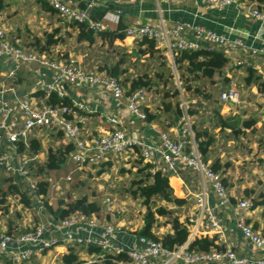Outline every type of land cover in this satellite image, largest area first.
<instances>
[{
  "label": "built area",
  "instance_id": "1",
  "mask_svg": "<svg viewBox=\"0 0 264 264\" xmlns=\"http://www.w3.org/2000/svg\"><path fill=\"white\" fill-rule=\"evenodd\" d=\"M40 1L49 3L69 22L87 23L94 30L103 31L108 30V26L95 20L93 13L103 4H118L126 0H87L85 9L82 10L70 7L66 0ZM205 1L216 8H225L236 2V0ZM241 5L250 16L264 22V12L258 9L257 3ZM106 18L114 20L109 14ZM185 30L184 25H179L172 33H168L153 25L145 24L127 29L126 34L137 41L145 38L155 40L172 59L173 67L174 56L179 52L229 46L225 37L204 29L196 31L195 40L186 39L182 36ZM9 36V28L0 21V63L14 65L15 70L21 66L33 65L46 68L50 71L51 80L47 84L43 82L39 84L43 85L40 89L45 90L48 95L57 92L60 97H64L68 96L66 92L68 88L88 86L100 91L104 101L107 100V96H111L119 104L125 101L128 114L137 122L148 124L145 107L150 96L145 90H137L127 97L122 84L108 77L106 73L86 71L72 56L65 60L60 57L52 59L46 53L41 54L17 47L10 41ZM203 43H207L206 46ZM10 74L13 72L11 71ZM179 88L182 92L181 108L185 111V116L175 125L176 131H171L167 121L164 131L160 132L157 139L144 138L141 134L125 128L122 120L115 115H106L104 121L109 130L96 134L87 127L89 112L83 104L74 103L73 108L51 106L45 104L44 100L28 97L12 102L6 96L9 89H0V170L7 178H14L15 183L20 181V184H23L24 191L34 201L36 205L34 209L40 217L37 224L29 225L25 232L12 234H8L7 231L1 232L0 255L5 256L13 264H23L60 243L70 246L84 245L87 248L96 244L101 246L105 254L126 253L130 262L119 264H264V231L249 223L245 214L253 210V202L247 198L233 200L221 175L212 172L209 163L203 162L195 142L191 117L187 113L190 103L184 99V89L180 83ZM220 99L224 103H238L240 96L234 89H229L221 94ZM56 131H62L66 142L74 146L68 158V163L74 166L73 171L59 178L53 185L49 178L52 188L58 191L63 190L62 182L65 185L73 183L75 171L100 167L124 156V159L131 158L134 161L140 157L144 164L152 167L153 172L161 170L170 178L184 170L205 176L210 182L211 190L203 187L196 194H191L194 208L180 217V221L189 230L185 244L174 250H168L162 243L138 238L135 235L134 245L130 248L116 244L114 240L116 233L127 227V225L118 226L116 220L121 217L129 218L131 210L128 203L119 200L117 193H108L104 196L102 204L99 205V213L91 216L76 212L63 220H57L50 215L44 203L45 197L36 194L37 183L41 176H36L35 170L31 168V163H36L35 168L41 163L38 159L43 153L31 155L27 144L33 137L40 138L44 144ZM20 143L27 146L26 151L19 150ZM7 198L12 202L13 209L14 207L17 211L23 209V204L18 202V194L9 195ZM231 219L234 220L235 227L240 231L248 250L242 247V250L238 251L231 242L228 230V221ZM134 220L135 223L131 219L130 224L136 232L144 222L142 217ZM97 228H102L103 231L94 240L89 236H80V231ZM201 237L214 240L215 244L223 249L212 248L209 252L191 251L189 247L192 242ZM100 258L102 259L103 255H96L81 264H92L100 261Z\"/></svg>",
  "mask_w": 264,
  "mask_h": 264
},
{
  "label": "crops",
  "instance_id": "2",
  "mask_svg": "<svg viewBox=\"0 0 264 264\" xmlns=\"http://www.w3.org/2000/svg\"><path fill=\"white\" fill-rule=\"evenodd\" d=\"M258 1L261 0H236L234 4L225 8H216L207 4L205 0H126L118 4H103L93 13L95 20L103 22L105 26H108V30L116 32L126 33V30L131 27L150 24L160 30L172 33L179 25H184L186 30L182 36L186 39L195 40L196 31L204 29L228 40V47L216 48L221 49V51L226 50L229 59L227 67L221 76L214 79V85L205 84L207 92L212 94L213 99L193 97L187 102L192 104L193 109L199 110V114L192 117L194 121L196 120L195 125L200 129L208 130L215 137V142L209 152V165L216 160H220L222 164H230V168L224 176L228 179V190L235 201L246 198L258 199L264 194V179H261V176L255 177L256 179L253 177V174L261 173L257 166L260 165L264 168V22L250 16L241 5L242 3L259 4ZM66 2L70 7L82 10L85 9L87 0H66ZM107 14L114 17V20L106 18ZM0 21L9 28L11 40L26 50H37L34 46H28L33 38L43 40L45 33L54 29H61V34L65 36L66 40L51 48L55 52L54 55L52 54V59L58 57L56 56L57 52L65 51L68 52L69 56H75L86 71L93 72L90 68L91 63H93L96 65L93 67L94 69L99 68L95 72L100 74L105 73L102 69L106 63L111 65L110 61H102L99 64L96 58L92 57V50H99L103 44L101 40L97 39L93 45L88 42L79 43L77 41L78 31L71 27V22L62 19L58 13L53 14L46 11L43 3L38 2V0H0ZM119 44L122 45L121 54L129 55L135 61L134 63L128 61L123 65V68L129 67L131 73H137L134 66L137 62L139 64V60L141 63H151L152 66L154 65L153 67H157V61L151 62L146 57H138V48L132 37H128L123 44ZM206 44L203 43L205 46ZM105 47L107 48V45ZM159 48L164 51L169 65L173 67L172 59L168 57L165 49L160 45ZM72 50H84V54L77 56L76 53H72ZM48 56L50 57V55ZM85 62L90 63L85 64ZM9 66V64L0 63V89H9L6 96L12 102L24 97L37 100L38 98L34 94L43 86L39 82L44 84L45 74L48 75L47 82L51 80L50 71L47 72L38 65L21 66L17 70L9 68ZM11 71L13 74H10ZM224 78L230 80L228 84L223 83ZM229 89H234L239 93L240 101L238 103L221 101V94ZM66 92L73 103L86 106L89 112L87 114L89 118L87 127L96 134L106 131L108 127L104 121L106 115H115L122 120L125 128L141 134L144 138L157 139L160 132L165 129L166 120L171 119L170 115L164 118L162 114H159L152 123L142 124L128 114L125 101L122 104L116 103L111 96H107V100L104 101L100 96L101 93L98 94L95 89L89 87L76 86L68 88ZM147 107L151 111H155L149 101ZM217 114H220L224 119H231L235 124V129L230 127L221 131ZM203 115L205 116L204 120L201 118ZM164 120L165 126L163 125ZM247 121L256 123L253 127L247 128L244 125ZM171 131H176L175 125L171 126ZM68 165L65 173L61 170L55 171L52 172L53 176H57L58 180L67 176L74 167ZM104 167L106 164L102 165V168ZM244 167L251 170L253 174L250 175L247 170L244 171ZM78 172L75 171L74 175H77ZM60 173H63V176ZM6 178L4 174H0V187L2 189L7 185ZM173 181L176 184H173ZM170 183L174 188L175 196L186 201L184 208L187 210L194 208V199L191 194H196L203 187L211 190L210 182L205 176L190 170L181 171L178 175L171 177ZM260 187H263L261 191H259ZM249 194L250 198L247 196ZM52 196L53 194L48 195V199H52ZM49 203L52 205L50 201ZM7 204L10 205L9 209L6 211L0 209V216L4 212L6 214L14 212L12 202L8 198ZM35 206L33 201L31 211ZM27 208L29 210V207ZM245 214L249 223L264 231V205ZM33 216L39 218L36 213ZM130 221V217L129 219L127 217L122 219L121 217L116 220L118 226L127 225L116 233L114 239L116 244L125 248L132 247L135 242L134 227ZM132 222L135 223V220ZM11 227L14 226H6L0 221V233L12 230ZM228 230L236 250L241 251L242 247L248 250L240 231L235 227L233 219L228 221ZM13 231L14 233L21 232L20 228ZM25 231L26 228L24 227ZM102 231V228L86 229V231H80V236H89L94 240L101 235ZM70 247V245L63 243L57 244L47 249L42 255L23 264H64L62 257L69 253ZM86 249L87 247L84 245L78 246L77 250L81 260L89 261L96 257V255L87 254ZM0 264L13 263L5 256L0 255Z\"/></svg>",
  "mask_w": 264,
  "mask_h": 264
},
{
  "label": "trees",
  "instance_id": "3",
  "mask_svg": "<svg viewBox=\"0 0 264 264\" xmlns=\"http://www.w3.org/2000/svg\"><path fill=\"white\" fill-rule=\"evenodd\" d=\"M43 3L46 11L53 14L58 13L49 3L40 1ZM259 2V1H258ZM258 9L264 12V0H261L258 4ZM59 14V13H58ZM60 15V14H59ZM63 19V18H62ZM71 27L78 31L77 41L79 43L88 42L90 45L96 43L97 39L101 40L103 44L100 47H105L112 52L120 54L118 62L111 64L106 63L104 69H102L108 77L119 81L125 89V95L131 96L137 90H145L149 94L153 89L160 91L163 89V109L156 112L151 111L148 107H145L147 114L146 123H152L159 114H162L164 118L168 115L171 116L169 122L170 126L177 125L185 116V111L181 108V89L174 81L180 83L184 89L183 93H192L193 97H202L208 100H212V94L207 92L206 85L210 83L215 84V78L221 76L223 71L229 63V59L224 51L218 49H206L202 48L194 51H182L174 56V67L169 65L168 58L163 50L159 48V45L155 40L145 38L142 41L134 40L138 48V57L152 61H157V67H153L151 63H141L139 60V68L136 67V74L130 72L129 67L123 68V65L130 61L134 63L132 57L122 53V45L129 37L126 33L116 32L112 30L96 31L87 23L71 21ZM61 29H54L51 32L44 34L43 40L39 38H33L32 42L28 46L36 47V51L39 53H46L52 57L55 53L51 50L52 47L57 46L62 41H65L61 34ZM10 37V36H9ZM130 38V37H129ZM10 41L17 47H21L15 41ZM54 55V54H53ZM56 55V54H55ZM58 57L63 60L69 58L68 52H57ZM129 58H128V57ZM54 59V58H53ZM148 60V61H149ZM130 63V64H131ZM132 66V64H131ZM133 67V66H132ZM135 68V67H134ZM152 69V70H151ZM229 79L224 78L223 83L228 84ZM39 100H44V103L51 106H64L74 107V103L69 96L60 97L57 92H52L50 95L45 90H38L34 94ZM173 99H180V102L173 104ZM198 102V107H199ZM190 104L187 113L190 117H194L199 114V110L193 109ZM221 131L227 128H234L231 119H224L220 114H217ZM256 122L247 121L245 127L251 128ZM165 126V120L163 122ZM163 128V126H161ZM193 131L195 134V142L198 146L202 160L205 163H209V152L211 146L215 142V137L206 129H200L195 124L193 125ZM109 130V127L106 128ZM50 139L57 141V147L51 146L46 154V161L43 164L31 163V168L35 170L36 176H41L40 181L37 183L36 194L43 195L46 209L50 215L57 220H63L76 212H82L87 216L99 213L100 207L97 201L91 200L88 196L76 198L71 202L63 199L60 205L54 208L50 205L48 200V194L50 191L49 174L55 171H60L68 163V158L71 152L74 150L72 144H68L65 140V135L62 131H56L50 135ZM43 142L40 138L33 137L29 140L27 146L31 155H40L43 153ZM24 143L19 144V150L26 151L27 147ZM138 149L136 148L135 151ZM135 164L132 170L135 168V178L131 181L129 190L133 198L140 200L142 206L145 208L143 215V226L134 232V235L138 238H146L154 242L162 243L168 250H174L188 240L189 230L188 227L180 221V215L177 213L180 210H185L186 201L179 199L175 196L174 188L171 186L170 177L165 175L161 170H151L150 165L144 164L142 158L134 161ZM106 166L109 165L105 163ZM105 168V167H104ZM230 168V164H222L220 160H216L210 164V169L216 174H220L225 187L228 189L229 182L224 176L227 170ZM5 182L8 184L7 191L0 187V205H4L5 211L9 209L10 205L7 204V197L11 194L22 195L21 203L27 207H33V201L31 197L24 191L23 184L20 181L15 183L14 178H6ZM173 184H176L173 181ZM21 188L23 189L21 191ZM24 191V192H23ZM181 196V195H180ZM250 198V194L247 195ZM253 202V209L264 205V194L258 197L257 200L251 199ZM163 203L161 206H157L156 202ZM172 204L173 207L167 206ZM7 204V205H6ZM1 209V208H0ZM160 217L167 218V224L170 226V231L164 234H160L161 225L159 223ZM12 230L8 231V234H12ZM79 245H73L69 248V253L62 257L64 264H81L84 260H81L78 249ZM212 248L223 249L215 244V241L207 237L196 238L189 249L197 252H209ZM86 253L89 255H103V258L98 262L92 264H119L128 263L130 259L126 253H109L105 254L101 248L96 244L88 246Z\"/></svg>",
  "mask_w": 264,
  "mask_h": 264
},
{
  "label": "rangeland",
  "instance_id": "4",
  "mask_svg": "<svg viewBox=\"0 0 264 264\" xmlns=\"http://www.w3.org/2000/svg\"><path fill=\"white\" fill-rule=\"evenodd\" d=\"M82 51V52H80ZM89 51V50H87ZM72 53H76L77 56H79L80 54L83 55L84 54V50H72ZM120 54H117L115 52H112V50H109L106 47H100L99 50H92V57H95L96 60L99 62V64H101L100 62L102 61H110L109 63L111 64H115L116 62H118L120 56ZM73 58H75V56H73ZM49 59V58H48ZM77 61L78 59L75 58ZM50 60V59H49ZM79 64H81L78 61ZM86 63H90V62H85ZM138 65V62L136 63V67ZM96 65H93V63H91V70L93 72L96 71V69L98 70L99 68L94 69L93 67ZM99 66V65H97ZM9 68H14V65H10ZM139 68V66H138ZM84 69V68H83ZM45 71L48 72V70L46 68H44ZM152 70V69H151ZM138 71V70H137ZM43 75V74H42ZM44 76V75H43ZM46 79H44V84H47V78L48 75L44 76ZM176 83V85H178L179 88V82L174 81ZM88 87V86H87ZM90 88V87H89ZM96 93H101L98 90H95ZM164 90L160 89V91H156V89H153L151 91L150 95V100L149 103H151L153 105L154 108V112H156L157 110H162L164 105H163V95H164ZM182 97V96H181ZM180 97V99H181ZM184 99L186 101L191 100L193 98L192 93H184L183 95ZM180 99H173V104H176L177 102H180ZM205 116L203 115V117L201 116V118L204 120ZM193 121V122H192ZM191 122L192 125L196 124V120L194 121V119L191 117ZM57 141H54L53 139H50L49 141L45 142L43 145V155L40 157V159H38L41 163L39 164H43L46 161V154L48 149L51 146H55L57 147ZM125 156L123 158H117L114 160V162H109V165L106 166L105 168L101 167H96L93 169H88V170H83V171H79L77 173V175L75 176V178L73 179V183L69 184V185H65L63 182L61 183V186L64 187L63 191H58L56 188H52V186L50 187V194H53L52 199H48L52 206L54 208H56L59 205V202L61 200H63L64 198L68 201L71 202L72 200H75L76 198H81L83 196H90L91 198H93L92 200L97 201L99 203V205L102 204V201L104 199V196H106L108 193H117L119 195V200L121 202H126L128 203V207H130V219L134 220V219H138V217H142L143 218V214L145 211V208L142 206L141 201L137 200L135 198H133L132 194L130 193V191H128L129 186L131 181L135 178V170H132L131 168L134 167L133 164H135L134 160L131 158H127L124 159ZM258 161V160H257ZM69 165L66 164L63 168V170H61V172L65 173L66 172V168ZM71 167H73V165L70 164ZM246 167V166H245ZM244 167V168H245ZM243 170H247L246 168ZM257 168L259 170H261V173H257L256 175H254L251 170H247V172H249L250 175L253 174L254 179H256L257 177L261 176V179H264V168L263 166H257ZM261 168V169H260ZM74 169V167H73ZM72 169V171H73ZM254 169V167H253ZM63 173H60L63 176ZM252 173V174H251ZM0 174H3L2 171L0 170ZM52 174V173H51ZM49 174V178H51V184L53 185V183H55L58 178L57 176H53V174L51 175ZM60 177V176H58ZM256 177V178H255ZM263 182V181H262ZM8 189V184L4 186L5 191H7ZM263 189V187L259 188V191H261ZM23 189L21 188V191ZM65 190V192H64ZM24 192V191H23ZM19 193V192H18ZM17 193V194H18ZM11 195H15V194H11ZM21 198L22 195H19V199L18 202H21ZM253 200H257V199H253ZM121 203V204H123ZM120 204V203H119ZM163 203L156 202L157 206H161ZM167 206L169 207H173V205L167 204ZM6 207V206H5ZM5 207L4 205H0L1 210L5 211ZM23 208L22 211H17L16 208L14 207V212L12 214H6L4 212V214H1L0 216V221L3 222L4 224H6V226H14L11 227L12 230L16 229V228H20V231H24V227L26 225L25 228H29V225H34L37 224L39 218L33 216V214L37 213V211L35 209H33V211H31L32 207L29 208V210H27V206L23 204ZM33 212V214H32ZM188 212L187 209L183 210V211H179L177 212L180 217H182L183 215H185ZM29 214L31 216H29ZM38 214V213H37ZM126 219V218H125ZM129 219V218H127ZM32 221V222H30ZM167 222V218L164 217H160L159 219V223L161 225L160 230V234H164L166 232L170 231V226L166 223ZM18 226V227H17Z\"/></svg>",
  "mask_w": 264,
  "mask_h": 264
}]
</instances>
